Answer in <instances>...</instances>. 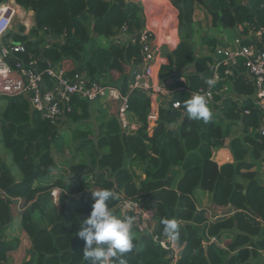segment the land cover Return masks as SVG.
Here are the masks:
<instances>
[{
	"label": "trees",
	"instance_id": "obj_1",
	"mask_svg": "<svg viewBox=\"0 0 264 264\" xmlns=\"http://www.w3.org/2000/svg\"><path fill=\"white\" fill-rule=\"evenodd\" d=\"M15 1L34 11L33 32L43 31L54 39L49 45L46 39H28L20 34L25 30L23 25L10 31L14 41L26 44L29 55L43 60L42 66L47 60L60 62L70 74L81 72L92 80L129 91L133 71L142 63L141 45L127 39L118 43L115 38L124 25L131 33L144 29L146 17L141 1ZM171 1L179 10L180 43L166 53L160 68L161 84L172 90L171 99L160 106L158 122L149 134L147 119L152 102L145 91L136 89L129 96L128 119L139 127L133 132L122 128L118 105L113 102L115 114L104 118L95 132L90 124L92 105L75 98L69 118L75 126L73 141L78 142L77 151L83 153L87 167L80 183L63 176L52 179L51 172L58 164L55 151L64 149L60 131L63 123L53 124L34 112L24 95L0 97L7 100L0 112L2 142L22 173L17 179L0 157V264H8L9 255L20 243L4 234L5 227L14 222V204L23 208L19 214L21 228L31 243L29 258L20 264H87L83 258L85 242L76 233L92 211L91 191L102 189H111L118 196L109 201L118 217L129 216L120 207L124 197L152 209L155 234H164L163 219L175 220L179 241L185 244L177 264H264V178L260 173L264 135L259 131L260 111L254 107L252 97H243L239 102L220 92L215 94L214 106L221 111L225 127L212 117L207 123L189 119L184 110V102L190 99L185 88L207 86L205 81L213 77V56L199 54L194 45L199 34L194 23L196 5L211 17L214 30L200 36L201 44L214 51L220 45L217 28L264 27V0ZM155 7L151 6V13ZM165 11L175 17L172 7ZM170 24L165 36L173 37L175 19ZM100 36L107 38V44L99 43ZM25 56L18 53L15 57ZM220 72L224 75L223 69ZM225 82L219 81L215 89L219 91ZM232 85L243 96L255 91L243 73L232 78ZM177 99L180 107L172 104ZM227 139L233 161L219 165L213 152L225 147ZM135 163L141 166V174L133 168ZM142 174L145 177L140 179ZM56 186L62 189L58 205L51 197V189ZM198 189L210 192L211 202L230 212L209 216L208 208L199 209L194 195ZM131 235L135 247L125 254L127 264H171L168 252L151 235L141 234L136 227ZM210 236H216L219 242L206 247ZM225 240L226 246L221 245Z\"/></svg>",
	"mask_w": 264,
	"mask_h": 264
},
{
	"label": "built area",
	"instance_id": "obj_2",
	"mask_svg": "<svg viewBox=\"0 0 264 264\" xmlns=\"http://www.w3.org/2000/svg\"><path fill=\"white\" fill-rule=\"evenodd\" d=\"M151 23L153 26L146 24V27L137 33H131L128 25H124L115 38L118 43L127 39L141 45L142 63L134 69V78L129 85V91L125 93L116 84L91 80L80 73L70 74L62 65L51 61L42 66L39 57L29 55L24 42H16L7 37L15 24L24 25V32L28 33L34 25L33 11L18 5L15 0L1 2L0 96H26L31 108L52 123L63 120L73 110V98L88 102H114L118 105L117 113L122 127L132 132L138 126L131 124L128 119L129 96L134 90L139 89L147 92L152 100L148 115V130L152 132L159 118L158 97L169 96L172 91L161 84L160 67L163 58L161 45L153 43L156 41L155 29L159 23L154 21ZM18 53H24L28 57H15ZM210 55L214 59L210 67L215 83L196 90L185 88L187 92L189 91V98L199 94L205 97L208 106H211L215 102V94L219 92L239 102H243V97H252L254 107L260 111L259 131L264 135V27L253 28L250 25L247 33L239 34L232 40L220 37V45ZM221 69L224 71L222 76ZM237 73L245 74L252 81L255 87L253 95L243 96L233 90L232 78ZM181 79L186 82L185 77ZM221 80L226 82L217 91L215 85ZM173 106L180 107L181 101L178 99L173 101ZM245 111L249 113L250 109ZM58 193V188L52 191L55 197ZM120 205L124 213L129 212V216L134 217L133 226L137 227L141 233L150 234L154 241L168 252L171 264H177L184 245L179 242L177 236L154 233L153 210L138 201L126 198ZM213 240L217 241V238L214 237Z\"/></svg>",
	"mask_w": 264,
	"mask_h": 264
},
{
	"label": "clouds",
	"instance_id": "obj_3",
	"mask_svg": "<svg viewBox=\"0 0 264 264\" xmlns=\"http://www.w3.org/2000/svg\"><path fill=\"white\" fill-rule=\"evenodd\" d=\"M5 1H7V0H5ZM5 1H3V2H5ZM25 9H27V8H25ZM27 10L33 11L32 9H27ZM33 14H34V11H33ZM145 17H146V15H145ZM146 19H147V17H146ZM173 19H175V29H174V32H173V37H174L175 36V30L177 31V28L179 27V15H178V19L176 18V16L175 17H172V16L167 17L166 20L169 22L168 29H170L172 27L170 22ZM154 22H156V23L158 22L159 23L158 27L156 28V30L159 31V29H160V21L159 20H155ZM146 24L147 23L145 22V27H146ZM15 25H17V24H15ZM15 25L13 26L12 30L13 29L17 30L18 27L20 26V25H18V26L15 27ZM34 25H35V21H34ZM33 26L31 27V29H30V31L28 33H25L24 32L25 30H24V31H20V34L22 35V33H24L23 36L27 35V37H28L29 33L32 32ZM239 26L241 27V29L238 31L237 35H239V34L243 35V34L247 33V32H245V28L247 26L249 27L250 25H247L246 27L244 25H239ZM24 29H25V26H24ZM218 31H219V28H218ZM9 34H10V32L8 33L7 37L12 38ZM173 37L168 38L167 40H171ZM28 39H30V38H28ZM112 39H114V38H112ZM53 40L54 39H53L52 36H48V38L46 39L47 45H49L50 41H53ZM33 41L36 42L37 40L35 39ZM200 51L201 50L198 49V52H200ZM199 54H202V53H199ZM42 61L43 60L40 58V64H42ZM48 61H50V60H47V62ZM163 61H164V59H163ZM163 61H162V63H163ZM46 63H45V65H46ZM54 64L62 65L60 62L59 63H54ZM76 73L83 74L85 77H87L84 73H81V72H76ZM87 78H89V77H87ZM97 81H99V80H97ZM205 83L207 85H209V86H212V85H214L215 81L213 79L209 78V79H207L205 81ZM0 97H4V96H0ZM161 97H165L167 99V101L171 99V95H169V96L160 95L158 97V101L160 103V106L161 105H166V103H167V101H166L165 104L164 103L162 104L161 103ZM74 99L75 98H73V100ZM76 99H79V98H76ZM150 99H151V97H150ZM73 100H72V104H73ZM84 101H86V100H84ZM98 102H100V104L104 103L102 105H106L107 103H110V104L112 103L110 101H106V102L98 101ZM151 102H152V100H151ZM89 103L92 105L94 102H89ZM151 107H152V104H151ZM73 109H74V105H73ZM159 109H160V107H159ZM184 110H185V114L187 115V117L189 119H194V120H198V121L202 120L204 123H207L211 119V116H212V113L210 111V108L208 107V104H207V101H206L205 97H203V96H201L199 94H194L190 99H188V100H186L184 102ZM34 112H36V111H34ZM80 112H81V110H80ZM68 121H71V119L69 118V113L66 115V117L63 120L58 121L57 123H53V124H58L60 122L62 124L63 122L65 123V122H68ZM148 125H149V122L147 121V127H148ZM121 126H122V124H121ZM153 131H154V129H153ZM56 188L59 189V193L57 194V197H55L52 194V191L54 189H56ZM61 191H62V189L60 187H58V186L53 187L51 189V197H52L53 202L56 205H58L59 195H60ZM91 194H92V197L94 199V203L92 205V211H91L89 217L81 223L80 230L76 233V235L79 238L83 239L84 242H85L84 243V247H83V258H84V260L87 262V264H127V260L125 258V254L129 253V252H132V250L135 247V245L133 243L132 235H131V230H132L133 227H135V226H133L134 217H132V216H124L123 218H121V217H118V216L113 214V212L111 211V209L109 207V201L110 200H114V199H118V196L111 189H102V190L91 191ZM17 199H19V198H17ZM126 199L135 200V199H132V198H126ZM120 204H121V202H120ZM120 207H121V205H120ZM153 213H154V211H153ZM128 214H129V212H128ZM154 219H155V215H154ZM161 222L164 225V234L165 235H168V236H178L179 235V232H178L179 225H178V223L175 220L163 219ZM155 225H156V219H155ZM154 228H155V226H154ZM137 230H138V228H137ZM141 234H144V233H141ZM217 241H219L218 238H217ZM217 241H214V242H217Z\"/></svg>",
	"mask_w": 264,
	"mask_h": 264
},
{
	"label": "rangeland",
	"instance_id": "obj_4",
	"mask_svg": "<svg viewBox=\"0 0 264 264\" xmlns=\"http://www.w3.org/2000/svg\"><path fill=\"white\" fill-rule=\"evenodd\" d=\"M142 3H146L147 5V13L151 16H156L157 19L160 20V29H159V38L162 42L163 39H168L171 38L170 36H165V33L168 29L169 26V22L166 20L167 17H169L167 14L169 13V11H165L166 7H172L173 6L169 3L168 0H140ZM165 1V2H164ZM160 4V5H159ZM171 6H170V5ZM152 5L158 6L157 8L155 7V9L153 10L154 13H151L150 8ZM200 14L203 15V20H204V24L200 26V30H206L208 31V29H213L212 27V21L211 18L208 17L207 13L204 11V9H202L201 11H199ZM18 25H15V27ZM223 30V32L229 37V38H234L237 34L238 31L236 30V28L233 29H221ZM176 32V36H177V31ZM222 33H220L219 31H217V35H221ZM28 38H30L31 40H37V39H47L48 35L45 32H39V34H36L35 32H30L28 35ZM100 44H107V38H105L104 36H100L98 39ZM43 44V42H42ZM165 45V43H162V46ZM164 98V99H163ZM167 101V99L165 97H161V103L165 104V102ZM7 104V100L6 99H2L0 98V112L4 109V107ZM104 104V103H102ZM100 102L95 101L92 104V110L94 111V114L92 116V121H95L97 123H99L100 121H102L104 118L107 119L110 115L114 114V112H116L115 108L112 107V105L110 103H107L106 106L104 108H101L100 106ZM97 108V109H96ZM98 108H101V110H98ZM211 113L214 112V110H216L217 108H215L214 104H212V106L209 107ZM95 109V110H94ZM217 111H220L219 109H217ZM218 124L223 125V127H225V123L226 121L223 119L222 116L220 115H214L211 116ZM91 121V126L93 127V130L95 132L96 131V126H94V124ZM74 123L72 121H68V122H63L62 126H60V131L61 134L64 138V149L59 153L58 151H55V156L57 158V161L63 166L64 169L69 170L71 173L76 172V173H82L84 174L85 170H86V166L84 165L85 163V158L83 157V153L82 152H78L77 151V144L75 141H73V134H72V128L75 127L73 125ZM235 132H240V126H237L235 129ZM228 140H226V145H228ZM225 145V146H226ZM227 147V146H226ZM220 155V154H219ZM0 157H3L8 165L10 166L12 172L14 173L15 177H17V179H20L22 177V173L21 170L19 169V167L16 165L15 161H14V157L12 152L4 145V143L2 142V137H1V132H0ZM260 173L261 176L264 178V164L261 165L260 168ZM198 195V200L197 198L196 203L197 206L199 205H204L205 203L208 205H210V200L209 197L207 195H205L204 192L202 191H196V194ZM17 199V198H15ZM20 200V199H19ZM202 202V203H200ZM196 206V207H197ZM14 213H15V217H14V222L13 224L10 225L9 230H5L4 229V234H6V237L12 240H15L16 242H21L23 245V249H20L19 251V259H21V257L23 258L25 255L27 256L29 253V247L30 244H28V242H25L23 244V241L25 240V236H23V232H22V228L21 227V222H20V209L22 210L23 208L19 207V204H14ZM199 207V206H198ZM75 208H77V205H75ZM200 208V207H199ZM208 208V207H207ZM201 209V208H200ZM204 209V208H203ZM215 211H226L227 208L225 207H214ZM209 210V208H208ZM208 213V215L210 216L211 212L210 211H206ZM262 254L264 255V250H262ZM10 256V260L8 262V264H14L12 261V256ZM20 261V260H17ZM261 264V261H259ZM259 264V263H256Z\"/></svg>",
	"mask_w": 264,
	"mask_h": 264
},
{
	"label": "crops",
	"instance_id": "obj_5",
	"mask_svg": "<svg viewBox=\"0 0 264 264\" xmlns=\"http://www.w3.org/2000/svg\"><path fill=\"white\" fill-rule=\"evenodd\" d=\"M109 1H111V0H109ZM169 1V3L173 6V9L175 10V16H176V18L178 19V15H179V11H178V9L172 4V2H171V0H168ZM169 4V5H170ZM143 5H144V11H145V15H146V17H147V19H146V23L147 24H150L151 26H153V24L151 23L152 21H155V20H159V19H157V17L156 16H151V15H149L148 13H147V5H146V3H145V1H144V3H143ZM170 5V6H171ZM202 9H204L201 5H196V8H195V12H194V23H195V26H196V29L198 30V32H199V34H197L196 35V39H195V43H194V45L196 46V48H198L199 50H201L199 53H202V54H208V55H210V53L212 52L209 48H207V46L206 45H204L203 46V44H201V34H205L206 33V30L204 31V30H200L199 28H200V26L201 25H203L204 24V20H203V15L202 14H200V12L199 11H201ZM204 11L207 13V11L204 9ZM207 15H208V13H207ZM208 17H210L209 15H208ZM211 18V17H210ZM160 21V20H159ZM211 25H213V24H211ZM213 27V26H212ZM214 28V27H213ZM241 29V27L239 26V27H237L236 28V30L237 31H239ZM210 32L211 31H213L214 29H208ZM217 30H218V28H217ZM155 32H156V41H153V43H154V45H156V43H158L159 45H161V52H162V56H163V58H162V61H163V59H165L166 58V54L165 53H170L171 51H173V50H175L176 48H177V46H178V44L180 43V36H179V31H178V28H177V36H176V32H175V36L171 39V40H167V39H163L162 40V42H159V41H161L160 40V38H159V31H157L156 29H155ZM220 33H222L221 35H219V37H227L228 39H230V40H232L233 38H229L224 32H223V30H220L219 31ZM156 42V43H155ZM162 43H165V45H163L162 46ZM164 99V98H163ZM218 103H220V102H218ZM101 108H104L106 105H102V104H100L99 105ZM101 108H98V110H101ZM216 108V107H215ZM97 109V108H96ZM95 110V109H94ZM115 114V113H114ZM220 115V116H222V113H221V111H217V109L216 110H214V112L212 113V116H214V115ZM90 123H91V121H90ZM92 123L94 124V126H96V130L98 131V128H99V125H100V123H101V121L99 122V123H97V122H95V121H92ZM139 128V127H138ZM138 128L136 129V130H138ZM135 130V131H136ZM133 132V131H132ZM147 132L149 133V134H152V132H150L149 130H148V127H147ZM228 140V139H227ZM228 143H229V141H228ZM227 146V145H226ZM223 147V148H220V149H218V150H215L214 152H213V158L218 162V164L219 165H222V164H224V163H227V162H232L233 161V156H232V153H231V150H230V148L227 146V147ZM220 154V155H219ZM58 162V161H57ZM133 168L135 169V171H136V173L137 174H141L142 172H141V166L138 164V163H135L134 165H133ZM51 174L53 175V177H52V179H55V178H59V177H61V176H63L64 177V179H66V180H69V181H73V182H76V183H80L83 179H84V176L86 175V174H82V173H76V172H73V173H71L69 170H67V169H64L63 168V166L58 162V164H57V167L51 172ZM145 177V175H143L142 174V176L140 177V179H143ZM89 178H91L92 179V177L90 176ZM197 191H202V192H204L205 193V195H207L208 197H209V200H210V205H208V203L206 204H202V205H199L198 204V206L201 208V209H203V208H209V210H210V212H211V214H210V216L211 215H215L216 213H217V215H215V216H218V215H221V213L222 212H227V211H215V209H214V207H215V205L211 202V193L210 192H207V191H203L202 189H198ZM196 194V192L194 193V195ZM198 197V195H195V198H197ZM197 200H198V198H197ZM200 203H202V202H200ZM218 207H220V206H218ZM199 208V209H200ZM228 211H230V210H228ZM123 212V211H122ZM124 213V212H123ZM9 227L10 226H7V227H5V230H9ZM21 228V227H20ZM22 230V229H21ZM22 232H23V236H25V240L26 241H23V244L25 243V242H28V244H30V247H31V243H30V241H29V238H28V236H27V234L25 233V231H23L22 230ZM6 235V234H5ZM178 237V236H177ZM217 238L216 236H210L209 238H208V240H206L205 241V246L207 245L208 246V243H211V242H214L215 240H213V238ZM179 239V238H178ZM228 241H229V239H227ZM217 242H219V241H217ZM226 243H227V241L225 240V242H222V243H220L221 245H223V246H226ZM26 244V243H25ZM184 245V247H185V244H183ZM206 246V247H207ZM29 247V248H30ZM20 249H23V245H22V243L20 242L19 243V247L14 251V252H12L11 253V256H12V261H13V263L14 264H20V263H22L24 260H26V259H28L29 258V254H30V251H29V253H28V255L26 256H24L23 258L21 257V259H19V257H17L16 258V256H19V251H20ZM17 260H20V261H17Z\"/></svg>",
	"mask_w": 264,
	"mask_h": 264
},
{
	"label": "water",
	"instance_id": "obj_6",
	"mask_svg": "<svg viewBox=\"0 0 264 264\" xmlns=\"http://www.w3.org/2000/svg\"><path fill=\"white\" fill-rule=\"evenodd\" d=\"M136 1H139V0H136ZM24 33H22V35H23ZM94 35L96 36V32H94ZM227 212H230V211H227ZM224 214H226V212H222L221 213V215H224ZM215 215H217V213L215 214ZM207 246V245H206Z\"/></svg>",
	"mask_w": 264,
	"mask_h": 264
}]
</instances>
